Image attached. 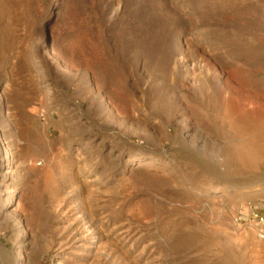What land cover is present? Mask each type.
Listing matches in <instances>:
<instances>
[{
  "label": "rangeland",
  "instance_id": "obj_1",
  "mask_svg": "<svg viewBox=\"0 0 264 264\" xmlns=\"http://www.w3.org/2000/svg\"><path fill=\"white\" fill-rule=\"evenodd\" d=\"M2 2L0 264H264V0Z\"/></svg>",
  "mask_w": 264,
  "mask_h": 264
},
{
  "label": "bare ground",
  "instance_id": "obj_2",
  "mask_svg": "<svg viewBox=\"0 0 264 264\" xmlns=\"http://www.w3.org/2000/svg\"><path fill=\"white\" fill-rule=\"evenodd\" d=\"M3 2L2 0H0V18L2 17V14H3ZM3 35H4V30L2 28V24L0 22V52H4L7 50V46H5V42H4V38H3ZM6 48V50H5ZM0 57H1V54H0ZM19 93H15L11 96L12 98V101H16L15 99L19 98ZM0 99H1V94H0ZM11 100V99H10ZM212 103H220L221 100L219 97H214L212 98ZM222 102L224 103V105L222 104ZM221 104H220V109H221V113L224 117L225 116H231V106L227 101H222ZM214 107V106H213ZM224 108H227V114L223 112V109ZM18 113L19 115L21 116V118H23V126H21L22 124V120L19 119V123H20V126L19 128H17L18 130V135L20 136H24V131L27 129L25 126H24V123L25 121H27L26 117L23 116L22 114L23 113V110H18ZM261 114H263L264 116V112H261ZM19 125V124H18ZM243 128V126H242ZM26 132H28V130H26ZM19 136V137H20ZM259 135H257L256 138L252 139V141L250 143H246V144H242L241 142H239V144H231L229 145V155L228 157L229 158V161L233 160V157H236V164L238 165V171L239 172H243L244 170H248L249 167H252V166H256L259 162V160L262 159V155H261V152L264 151V134H260V136L258 137ZM30 137V136H29ZM29 143L30 145L31 144H34V145H37L39 143V139L37 138V135H35L34 137L31 136L30 137V140H29ZM35 152V150L33 151ZM14 198V197H13ZM30 199L32 200V203L37 204L38 202V199H39V196L37 193H33L31 194L30 196ZM13 201V200H12ZM12 203V202H11ZM36 213V215H38V210H36V207H35V210H33V215Z\"/></svg>",
  "mask_w": 264,
  "mask_h": 264
},
{
  "label": "built area",
  "instance_id": "obj_3",
  "mask_svg": "<svg viewBox=\"0 0 264 264\" xmlns=\"http://www.w3.org/2000/svg\"><path fill=\"white\" fill-rule=\"evenodd\" d=\"M233 220L238 230L249 229L257 240L264 241V200L240 206Z\"/></svg>",
  "mask_w": 264,
  "mask_h": 264
}]
</instances>
